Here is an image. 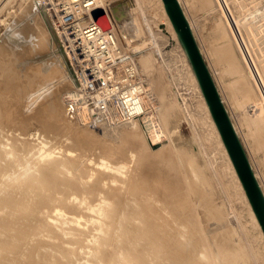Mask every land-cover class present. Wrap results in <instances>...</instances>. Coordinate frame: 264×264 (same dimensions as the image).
<instances>
[{"label": "rangeland", "instance_id": "374dc122", "mask_svg": "<svg viewBox=\"0 0 264 264\" xmlns=\"http://www.w3.org/2000/svg\"><path fill=\"white\" fill-rule=\"evenodd\" d=\"M20 1L21 0H0V26H2L3 23H5L7 21L8 13L11 12V10H13L15 13H19V14L23 13L24 5L26 6V4L28 3V0H25L24 2H22L23 0L21 1L22 4L24 3V5H22L20 3ZM183 1H184L183 2L184 6L187 7L186 10H187L188 14L190 15L191 20L194 21L192 23L194 24V27H195L194 28L195 29L194 30L195 34L197 36L198 42L200 43V46H202V48H204L203 49L204 56H205L207 62L210 61V62H208V65L210 66V69H211V71L213 73V76H214L215 80H217L216 83L218 82L217 84H218V86L220 88L221 95L225 96V97L223 96L224 100L227 99L225 101V103H226L227 106L229 105L228 108H229L230 113L232 114V116L234 118L233 121H234L235 124L237 123V125H238V127L240 129L241 136H242L246 146H248L247 143H249V145L251 146V148L248 146V149L250 151V155L252 157L253 163L256 164V165L260 164V167L261 166L264 167V163L262 162L263 161L262 160L263 159V154L260 155V154H258L256 152L257 151L256 147L263 146V148H264V141L261 139V132L262 131H263V137H264V125L258 126L257 127V133H255L256 132V127L255 128L251 127L249 125V123H245V122L242 121V118L240 116V111L242 110L243 106H242L241 102H237V99H241V97L238 96V94L240 92H238V93H236L235 95L232 96L231 93H230L231 91L229 89V86H227V85H229V82L233 83L235 81L236 77L229 76L228 73H226V72H224L225 76L221 74V70H222L221 67H223V65H221V64L223 62H220L219 58H216V56L218 57V55L215 52H213L214 51L213 49H214V47H216V44H217V46H222V47H225V45H226V43H224V41H222V42L225 45L224 44L222 45L221 42H220L221 40L218 41V39H214V38H218L217 37V32L219 30V25H217V23H218L219 20L216 21L218 16H219L218 9L215 6V4L211 5V4L206 3L203 0H183ZM229 2L231 3L233 10L235 12L240 13L241 14L240 17L242 19H244V20L246 19L245 21L250 23V25L252 27V31L254 32V34H253L254 40L252 41V43L254 45L253 51L255 52V56L257 57L260 65L262 66V69L264 71V16H263L264 15V10H262V9H264V7H263L264 6V0H229ZM205 4L206 5L208 4L207 5V10L205 9L206 7L203 6ZM132 5L134 6L135 11L143 10V11H146V13L147 12H151V13L155 14L154 17L151 20H149V21H147V20L145 21L144 19L138 20L137 23H136L137 24L136 25V30L137 31L135 30L134 33H131L130 35H128L125 38L126 41L127 40H132V42L130 44V47L133 48L134 50H136V52H137V58H138L139 65H140L141 70H142V75H143V77H144V79L146 81V87H147V89H146V102H147V105H146V111H145V113L142 116L131 118V119H128V121H127V120H122L123 117L121 115H119V113L117 112V110H116V108L114 106H110L107 110L106 109L105 110L104 109L103 110L102 109L93 110L92 108L88 107L85 104V101L83 99L84 97L82 95V91H81L80 85H79V87H77V86L76 87H71L70 83H73V81L69 80V82H68L66 79L63 78V77H65L64 75L61 76L62 77V78H60L61 81H60V79H58L59 82L57 81V79H53L54 80V82H53V80L51 81L48 78H45L44 81L42 82L43 84L47 85V84L53 82L54 85L55 84H59V87L60 86H62V87L59 88L57 91H54L55 92V93L53 92L54 94L52 93L53 94V96H52L53 98H49L50 97L49 96L46 99L42 98V100L38 99L37 101H33V103L29 104L30 106L27 105L29 107V110H28V107L24 106L25 104L23 105V103H19V105H17L18 104L17 101H19L21 99V97L19 98V94H20V96H22V94L24 93V89H25V87L23 85H20V83H18V82H20V79L25 77V76H29L30 79L31 78L35 79L34 78L35 76L32 75V74H31L32 76L30 74L27 75L26 74L27 73L26 70H24V69L22 70V68H19L18 70L20 72L17 70L18 72L15 71V72L11 73L9 78L4 81V83L5 82L6 83L8 82V83L7 84L5 83L6 85L4 84L5 88L4 87L1 88L2 89L1 93L3 95V102H5V106H7V104H8V106L4 107V104H3V108H4L3 112H7V111L9 112L10 110H12V111L15 110V112H13L14 116L13 115H9L10 117H8V112L3 116V117L7 116V117L4 118L5 122H4V120H1V121H3L5 123L6 127L0 121V128H1L0 130H2V132L0 131V137H1L0 138V142L4 143V144L0 143V147H2L1 148L2 150L3 149L6 150L5 148L9 149L12 146H15L13 144H16V143H13V142H16L18 140L20 141V140H22L21 137H25V136L28 139H30V144L31 143L32 144L35 143V144H34V146L31 144L32 148L30 147L28 151H22L23 155L20 154V152H18V151H17L18 153L15 152L16 153L15 156L17 155L16 158H19L20 160L16 159L15 156L12 157V151L8 152L9 154L6 153V155H5V157H7V158L9 157V160H10L9 161L10 162L9 165L10 164L11 165L10 166L8 165L7 169L4 168V170L5 169L6 170L5 171L2 170V173H0L1 174L0 175V180L3 179V178L5 179V181L9 179L8 182L6 181V183H5L4 180H2L1 183L2 184L5 183L6 186L3 187L2 189L0 187V189L2 190V191L0 190L2 192V193L0 192V208H1L0 210H2L0 212V223H1V221H3L1 223L3 228H2V226H0L1 227L0 228V231H1L0 235L2 234L1 236H7V235H4V234H8L9 233L10 229H8L9 228L8 226H10L9 223L12 221L11 219L13 218V217H11L12 215L10 216L9 214H6V217L4 216L5 213H6V209H7L8 212H10V210H12L11 209L12 207H13V209L15 207H17L16 208V212H18L17 210H19V211L21 210L19 208H21L20 206H22V205H20V204H22L23 202L20 203L19 199H14V198L12 199V197L11 198L9 197L12 194L13 195L15 194V196H16V194L18 192H20V190L14 189V187L17 185L16 180H19V181L21 179L24 180V178L26 179V177L32 176L31 173H33V176L29 177V179L31 181H33L31 178H34L35 176L37 178H39V177L42 178V179L35 178L36 180L34 181V183L35 182L36 183H40V182L42 183L43 181H45V179L47 180V178H51L52 179L51 182L55 181V184L54 183H50V181L48 180L49 183L52 184V185L49 186L50 189L48 188V190H47L48 192H46V193H51V194H54L55 196H61L62 199L64 198L65 200L71 201V202H75V201L78 202L79 200L80 201L85 200V201H82V202L79 201L80 205L82 203L81 208L80 207L78 208L76 205H71V207L69 206L70 208L74 207V208H72V210L70 208L66 207V209H69L71 212L65 209V211H67L68 214L69 213L72 214V213L76 212L75 213L76 214L75 215L76 216L75 217V222H73V223L72 222H66L67 221L66 220L67 219L66 215L63 216L61 219H58V220L52 218L54 220H53V222L52 221L50 222L51 226H53V224H54V226H55V224L57 225L56 222H59L60 224L62 222L63 225L62 224L61 225H62L63 228H59L60 231H62L63 229H65V230L68 229L67 233H66L67 236H66V234L64 235V238L68 239V243L66 245L65 244H63V245H64V247L67 246L69 248L66 247L67 250L65 251L64 250L65 248L63 247L62 244L59 243L58 240L55 241V240L51 239L54 242L55 245H58V244L60 245L58 247L57 246H53L54 244L52 242H51V244H45L46 247L43 246L44 243H40V242L38 243L37 242L38 243V244L36 243L37 244V246H36L37 249L38 250L40 249V251H42L41 249H43V251L46 252L47 249H44V248H48V251L46 253H47V255H50V256H47L46 254H43L44 252H40V251H38L35 248L36 251L33 250V252L35 254L40 252L41 254L38 253V256H36L32 252V256H34V260H35L36 263H34V260H33V263H31V264H41V263L42 264H44V263L45 264H49V263L50 264H54L55 262L53 260H55V261L58 260L55 264H57V263L58 264H86V263L87 264H103L102 260L97 259L95 257L96 256L95 252L99 253V251H97L95 248L93 249L92 246L95 247V245H91V244H95V240H97V238H99L100 236H102V235L103 236L110 235L111 232L115 236V238H117L116 240L119 242L121 240L120 238H122L123 235H124L123 231L126 230V229L125 230H123V229L125 227H127V226H130V224H132V223L141 224L142 221L144 222L148 218H151V220L153 222H155L157 219L159 220L161 218L160 214H163L162 212H165L164 215L168 214V216H169L172 211H175V209H177V205H176L177 202L174 203L175 200L173 201L170 198H166L167 199L166 200V199H164L165 197L164 198L162 197V200H165V201H163V202L157 201L158 200L157 198H159V200H161V196H162V194H160L162 192L159 191L160 188H161L160 186H162L161 191H162L163 188L164 189H168V188L169 189H171V188L175 189L174 187H178V189H181V191L183 189L184 190L183 192H185L187 190L184 194H185L186 200L188 199L189 203H187L188 201H186V203L188 204V205H186L187 206L186 209L188 211L185 210V212H186V214L187 213H189V214H188V218H187V215L184 212L183 216L180 214L181 216H178L176 219H178L179 217L180 218L182 217L181 218L182 221L184 219L186 221V222L184 221L185 223L183 222L182 224H186L187 223V224H189V226H187V227H191L192 226L190 229H193L192 231H186V233L188 232V233L191 234L192 238L190 237L189 234H188L189 237L188 236L185 237L186 236L185 233L184 234L183 233L180 234V232H182L183 230L182 231L180 230V232H179V236L180 237L182 235H184L183 237H185V238L181 237L182 239H185V240L187 239L188 240V238L189 239L191 238L190 241L188 240L189 241L188 246H186L188 248L182 247V249L184 248V250L187 249L186 252H184L182 250L183 253H187L188 250L189 251L195 250L194 251L195 254L193 256L190 255L191 257L189 256L190 259L189 258L186 259V261H187L186 263H188L189 260L190 261L191 260H195L197 264H199V263L202 264V262H203L202 260H204V261L207 260L206 262L210 261L209 264L210 263L211 264L212 263L215 264V262H216V264H221V263H223V264H264V242H263L264 239H263V236L261 235V233H260V231L258 229L259 227L257 226L254 218L252 217V213H251L250 207H248L249 203H248V201H247V199H246V197L244 195V192L242 190L241 185H239L240 183L238 182V180H237V178H236V176L234 174V171H233V168H232L231 163L229 161L228 155L226 154L225 150L223 149L222 142H220L218 136L216 135V131L214 129V126H213V124H211L212 122L209 121L210 117H209V114H207L208 112H207V109H206V105H205L204 99L202 100L200 95H199V89L197 87L195 79L193 78L190 65L188 64V62L186 60V56H185V54H184V52L182 50L180 42L177 39L175 31L173 30V27L170 24V21L168 20L167 13L162 10V7L160 5L159 0H134V4H132ZM208 6H210L211 8L208 7ZM212 6L214 8H212ZM17 8L18 9L21 8V9L18 10ZM210 9H212V10H210ZM210 11L211 12L213 11L214 13L211 14ZM260 11H262L263 13L260 12ZM93 13H94V11H93ZM147 14H148V16H150L149 13H147ZM215 17H217V18L215 19ZM214 24L218 28H216L214 26ZM211 30L213 32H215L216 35L214 33H212ZM261 30L263 32H261L259 34V31H261ZM2 39L3 38L0 37V40H2ZM211 51L213 52V54L211 53ZM210 53L212 54L211 56H210ZM217 59H218L219 63L217 62ZM67 63H68V60H67ZM211 64H212V67H211ZM68 68H70L71 71L73 72L71 61H70V66H69V63H68ZM46 79H47V81H46ZM62 79H64L65 81L64 80L62 81ZM220 79H221V81H220ZM14 82H15L16 86L13 85L14 87H12L11 84L14 83ZM63 82H64V84H63ZM17 86H19L20 89ZM70 87H71V89H70ZM222 87H223V90H225V89L227 90V91L225 90L226 92L224 91L225 94H223V92H222L223 91L221 89ZM225 87H227V88H225ZM72 88L74 90H76V91H74ZM76 88L79 89V90H77ZM15 89H17V90H15ZM5 90H7V91L5 92ZM22 90H23V92H22ZM25 91H26V89H25ZM11 92H12V95H11ZM27 94L28 93H26L25 95H27ZM227 94L229 95V97H228ZM16 95H17L18 98H16ZM6 96H8V98L11 97V96L12 97L15 96L14 97V101L15 102L13 101V99L11 97V98L8 99V103H7ZM58 97H60V98H58ZM230 98H231L232 101L230 100ZM4 99H6V100H4ZM58 99H59L60 104L63 105L64 107H61V106L57 105L58 103H56V102L58 101ZM235 99H236V104H235ZM10 100L13 101V102H11ZM242 100H243V97H242ZM62 101H63L64 104H62ZM227 101L229 102V104H228ZM164 102H165V104H164ZM14 104H16V105L13 108L12 106H14ZM20 104H21V106H20ZM38 105H40V107H42L43 110H42V108L38 109V107H37ZM166 105H167V107H166ZM16 106H17V109H16ZM31 106L34 107V109L37 107L35 109V111L37 110L36 113L38 111H40V110L42 111V112L40 111L41 115H39L40 114L39 112H38V114L35 113V115L38 116V118L40 117V119H36V116L34 115L35 111H34L33 108H31ZM21 108L23 109L22 111H21ZM31 109H33V110H31ZM18 110H20V111H18ZM24 110H25V112H24ZM27 110H28V112H27ZM12 111H10V112H12ZM110 111H112V113H113L112 116L109 114ZM16 112H19V114H20L19 117L17 116L18 113L16 114ZM31 112H33V113L31 114ZM43 112L45 114H43ZM94 112H96V113H94ZM25 113H28V114L30 113L29 114V118H31L32 120H29L27 118V119H24L22 121V119L25 118L23 115L28 117ZM106 113H108V114H106ZM144 115L145 116L147 115V116L145 117ZM11 116L13 118L14 117L17 118L18 121L16 120V118H14L16 120V124L14 123L15 121H14V119ZM20 116H23V117H20ZM30 116L34 117L35 120H33L34 118H32ZM43 116H45L46 118H44ZM47 116H49L51 118H49ZM148 116H149L150 119H148ZM168 116H169V118H168ZM208 117H209V119H208ZM43 119H46V120H43ZM147 119H148L149 122L147 121ZM6 120L8 122H6ZM51 120L52 121L54 120L53 123H55V125L53 123H51L53 125L50 124ZM24 121H26L28 123L25 122L26 123L25 124ZM42 121L44 122V124H43ZM150 121H152V123ZM153 122L155 124H153ZM242 122L244 124H242ZM13 123H14V125H16V127L13 126ZM17 123H18V125H17ZM21 123L23 125H25V127L27 129L26 128H22L21 127L22 126ZM47 124L50 127L53 126V128L55 130H53V128H50V127L46 126ZM57 124H58V126H57ZM61 124H62V126H61ZM142 124H145V125L142 127ZM19 125H20V127H18ZM119 125H122L124 127L122 128V126L120 127ZM9 126H11L12 130L7 128ZM58 127H60V128H58ZM125 127H127V129ZM152 127H153L154 130L152 129ZM5 128H7L8 131H10V132L4 133V130H5V132L7 130ZM143 128L145 130H143ZM24 129H26V130H24ZM140 129H142V130L140 131ZM150 129H152V131ZM21 130H22V132H21ZM126 130H128V131H126ZM253 130H255V132ZM23 131H27V132L25 133ZM162 131H164V133ZM11 132L13 134H11L10 137H9L8 135ZM130 132H131V134H130ZM158 132H159V135H157ZM17 133H18V136L20 135L19 137L17 136ZM151 133L155 134V136H153ZM13 135H15V136H13ZM129 135H131V136H129ZM245 135H246V137H245ZM150 136H152V137H150ZM4 137H5V139H4ZM93 137L95 138V141H94V144H92V146H91V143H92L91 142V138H93ZM123 137H124V139H123ZM126 137L128 138L129 141L127 140ZM130 137L132 138L131 140H130ZM139 137H141V138H139ZM102 138H103V140H102ZM79 139H80V141H79ZM5 140H6V142H5ZM106 140H107L108 143L109 142L111 144L115 143L116 147H119V143H120V148H119L117 154L120 152L119 155L123 154V157L125 156V158L123 159L122 156H121L122 157L121 158L120 156H118L116 154L117 155V156L115 155L116 157L113 156V158H114L113 161L114 162L117 161L116 164H119V162L120 163H124L123 167L125 169H122V168L120 169L122 174H124V175H126L127 173H128L127 175H129V173L131 174V171L129 169L132 170L133 166H135L136 164L138 165V163H136V162L138 161L139 158H141L139 156L143 155L144 157H146L148 159V161L150 159L153 160V163L151 162L152 163L151 165H153V166H151V169L154 168V170H152V172L154 171L153 173H155V174H153L151 172V169L148 168V170L150 169V171H148L149 172L148 176L150 177V180H151V177H152V180H154V179L162 176V177L158 178L157 180H154V181L151 180L152 182H154V185L152 184L153 189L150 186L149 187L143 186V187H145V188H143L141 184H140L141 186L137 184L138 180H136V178H137V175L139 173L133 171L134 170L133 169L132 172L133 173L135 172L136 178L135 179L134 178H130V182L128 180V182H129L128 185H129V189L130 190L127 189L128 191H126L125 193L121 192V195L125 194V196H126V194H127L126 198H128L129 202H128L127 199H125V200L122 199L123 202H121L122 200H120V199L122 197L121 198L119 197L120 198L119 201L122 203V205H123L124 201L127 202V203L125 202L124 205L125 204H128V205H125V206L123 205V207H121V205L119 206V204L117 205V203L116 204L112 203L113 206L110 204V209H109L110 215H107L109 213H106L105 215H103L98 210L100 208L99 205L101 204V202L103 203V201L106 198V197H104L105 194L107 195V192L102 190L103 188L105 189V186L104 187H99L98 186V188H100V189H98V188H96L97 186L94 187V185H91V183H92L91 181H93L95 179V177H94L95 175H92V174H90L88 172V170H89L88 166L89 165H97V163H95V162L97 160H101V157L103 155H108L109 157H111L110 156L111 154H107V153L102 151V145L104 144V142L106 143ZM142 140H143V142H142ZM8 141H9V143H8ZM256 141L258 142V144L255 146ZM10 142L13 143V144H11ZM87 142H88V144H87ZM97 144H98V146H97ZM122 144H125V145H122ZM138 144H141V147ZM129 145H131V146H129ZM132 145H133V147L134 146H138V149L135 147L137 150L135 148H133L134 150L133 149L128 150V148H130V147L132 148ZM167 145H169V147H166ZM37 148H40V149H37ZM139 148H140V150H139ZM163 148H164V151H163ZM168 148L172 150V154L173 155L172 154L171 155L173 157L171 155H168L171 152V150H169L170 152L168 153ZM42 150L44 152H42ZM126 150H127V152H126ZM137 151L140 152V153H138ZM141 151L144 152V153H142ZM102 153H105V154H102ZM19 154L21 156H19ZM99 154H101L102 156H100ZM146 154L147 155L150 154V155L147 156ZM31 155H33V159H32ZM69 155H71L72 158ZM46 156H49V157H46ZM58 156H59V158H58ZM64 156L66 158H64ZM136 156H137L138 159H135ZM158 156H159V158H157ZM39 157H40V159H39ZM76 157H77L78 160L76 159ZM93 157L96 158V159H94ZM119 157H120V159H119ZM163 157L164 158L173 159V160L175 159L174 162L176 163L175 164L176 167L172 168L173 169L172 170V169H170V166H168V171H167V163H168V161L166 162V160L163 159ZM170 157H172V158H170ZM26 158L28 159V161H26ZM46 158L48 160H51V161L53 159L56 160L55 161L56 163L61 164L60 167L65 165L64 167H62L63 169L62 168H58L61 171H59L58 169H56L58 171L55 170L56 174L58 175L57 177H56L55 171L54 172L52 171L54 174L50 170L48 171V169H49L48 165L46 166V167H48V169L47 168H38V167H40V165H39L40 163L39 162H41L42 160H45L46 163L50 162V161H47ZM56 158H58V159H56ZM79 158L81 159V161H79L80 160ZM14 159H16V160H14ZM35 159H37L38 161L35 160ZM126 159H128V161L130 159V161H129L130 163ZM58 160H60L61 163ZM3 161H5V160H3ZM11 161H14V162L11 163ZM15 161H17L18 164ZM18 161L20 162V164H19ZM64 161H66V163ZM72 161H73V163H72ZM74 161H75L76 164L74 163ZM78 161L80 163H78ZM156 161H158V162L156 163ZM160 162H162V163L164 162V165L166 163L165 167L161 166L162 164ZM70 163H72V164H70ZM22 164H24V165H22ZM130 164H132V166ZM156 164H159L160 169H157L156 166H158V165H156ZM70 165H72V166H70ZM82 165L84 167L86 166L87 170ZM126 165L128 166V168L126 167ZM13 166H15V168ZM79 166H81V168ZM23 167H25V168H23ZM82 167H83V169H82ZM77 168L80 171L82 170L81 172H83L85 170L83 172L84 175L81 174V172H78L79 170ZM39 169H41V170H39ZM260 169L264 170V168H260ZM8 170H9L10 173L9 172L7 173ZM128 170L130 172H128ZM39 171L41 173L44 172L43 173L44 175L42 174L43 177L40 176L41 174H40ZM47 171L51 172V173H48ZM169 171H173L171 175H169V173H170ZM3 172H6V174H4ZM85 172L87 174L89 173L90 175L89 174L86 175ZM158 172H160V173L163 172V173L161 175L159 173V175H160L159 176ZM166 172H168V174H166ZM34 173H35V175H34ZM63 173L64 174L66 173V174L64 175ZM150 173H152L153 176H155V177L153 178V176ZM2 174H3V177H2ZM36 174H40V175L37 176ZM73 174H75V176ZM175 174H176V176H175ZM66 175H68V176H66ZM44 176H46V177H44ZM53 176H55L56 178H54ZM60 176L62 178L64 177L62 181L59 180V178L62 179ZM71 176H72L73 179H71ZM13 177H14V179H13ZM15 177H17V178H15ZM19 177H20V179H19ZM67 177H70V178H67ZM175 177H177V179ZM262 177H263V181H262L263 183L262 184L264 185V175ZM43 178H44V180H43ZM76 178H78V179H76ZM87 178H89V179H87ZM53 179H55V180H53ZM68 179H70V181L72 180L71 182L75 181V183L73 182L71 184V182ZM10 180H12V181L10 182ZM37 180L38 181L41 180V181L38 182ZM77 180H79L80 182L77 181ZM19 181H18V184H20ZM68 181L70 183H68ZM86 181H88V182L86 183ZM164 181H165V183H166V181L168 183L164 184ZM203 181H205V182H203ZM77 182H79V186H81V187L78 188V183ZM169 182H170V184H169ZM11 183H13V185ZM14 183H16V184L14 185ZM63 183H64V186H63ZM56 184H58V185L56 186ZM67 184L69 186L70 185L71 186L69 187ZM75 184H76V186H75ZM89 184L91 185V187L93 186L94 189L93 188L91 189ZM123 184H124V181H121V183L119 182L118 185L122 186ZM133 184H134V186H133ZM155 184L157 186L159 185L158 186L159 190L156 189L157 186ZM54 185H55L56 188L58 187L57 191H56V188L53 187ZM72 185L75 186V187L73 188ZM165 185L167 186V188H166ZM60 186H62V187H60ZM154 186H155V189H154ZM51 187L55 191L52 192ZM59 187L61 189H59ZM68 187H69V189H67ZM200 187L203 188V189H200ZM70 188H71V191H70ZM149 188H150V190H149ZM72 189L79 190V192H80V189H81V192L83 191V193L81 194V192H80V194L78 195L76 192H74V190L72 191ZM88 189H89V194L90 195H88ZM144 189H145V192H144ZM49 190H51V191H49ZM66 190H67V192H65ZM94 190H96V191H94ZM120 190L123 191L124 190L123 187L122 188L120 187ZM146 190H147V192H146ZM152 190H153V195L151 197L152 193H148V192H151ZM155 190H158V191H156L157 193L155 192ZM201 190L206 191V194L204 192H202ZM68 191L70 192V194H69ZM138 191L140 192V194L136 195L135 193H137ZM21 192L19 194H21ZM94 192H96V194ZM142 192H144L146 194H143ZM201 192H202V194H201ZM65 193H67V194H65ZM91 193H92L93 197L91 196ZM103 193H105V194H103ZM155 194H156V196H154ZM158 194H160L161 196H159ZM200 194H201V196H200ZM129 195H130V197H129ZM142 195H144V196L142 197ZM157 195H158V197H157ZM186 195H188V196H186ZM5 196L8 198V200L7 199L4 200V198H6ZM72 196L73 197L75 196V197L73 198ZM88 196H90V198ZM99 196L100 197L103 196V197L100 198ZM145 196H147V197H145ZM80 197H81L82 200L80 199ZM98 197H99L100 201H99ZM75 198L78 199V200H76ZM91 198H92V201L94 202L93 205H92V201L90 200ZM102 198H104V199H102ZM130 198H133V199L131 200ZM203 198H204V200H203ZM6 200H7V202H6ZM14 200L17 201V206H15L16 202ZM106 200H110V202H114V203H115V201H117V200L113 201L110 198L106 199ZM133 200H134V202H133ZM144 200H148V201H146V203L149 202V201L152 202V203L151 202H149V203L152 204L153 210L151 209V207L150 208L146 207L147 210H148V213H147L146 208H143L144 206L139 207L140 205H143L145 203ZM11 201H13V203ZM136 201L139 202V205H136V204H138V202L136 203ZM141 201H143V202H141ZM84 202L87 205L83 204ZM153 202H155L156 204L153 203ZM158 202L163 203V206H164V204H165V206L167 204V203H164V202H168V204L170 203L169 204V209L166 211L165 209H163L162 204H160ZM8 204H10L12 206H10ZM151 204H150V206H151ZM158 204H160V206ZM168 204H167V207H168ZM83 205L86 206V207H83ZM91 205H92V207H91ZM97 206L99 208H97ZM111 206L112 207L116 206L117 208L116 207L115 208L118 211L121 210V212H122V213L119 212L117 215H115V216H122V217H120L117 220L118 222H116L115 218L112 217V216H114V213L117 212V211H116L115 208L111 209L112 208ZM156 206H158V207H156ZM170 207H171V209H170ZM54 208H58L56 210H59L60 207L55 206ZM77 208L79 209V211H78ZM118 208H120V209H118ZM133 208H135V209H133ZM141 208L146 210V212L144 210H141ZM154 208L155 209L159 208L160 210L162 208L163 211L161 210L162 212L160 213L159 209L157 211V210H154ZM22 210H25V211L23 212ZM22 210H21L20 213H23V214L27 211L26 208H24V207L22 208ZM170 210H172V211H170ZM210 210L215 211L217 214L214 213L213 211H210ZM14 211H15V209H14ZM111 211H113V212H111ZM142 211H143V213H142ZM149 211L150 212L152 211L153 212L152 214H154V215H155V211L158 214H156L154 216L151 213H149ZM208 211H210L211 216L208 213ZM217 211H219L220 213L217 212ZM166 212H167V214H166ZM205 212H206L207 215L204 214ZM211 212H213V213H211ZM1 213H3V214H1ZM52 213L55 214V211L54 212L52 211ZM97 213H98V215H97ZM131 213L133 214L134 217L131 215ZM119 214H122V215H119ZM146 214L147 215L150 214L152 216L149 215V217H148ZM173 214H176V213L174 212ZM192 214H193V216H192ZM214 214L216 215V217H215ZM1 215H2V218H1ZM129 215H131V217ZM141 215H144L145 217H143ZM20 216H21V214H20ZM190 216H192V217H190ZM213 216L215 218H217V219H214ZM156 217H158V218H156ZM183 217H184V219H183ZM5 218H7V219L9 218L8 219L9 223L7 222V220H5ZM76 218H79V219L76 220ZM110 218H112V220ZM21 219L23 220L24 218H21ZM213 219H214V222H213ZM55 220H56V222H55ZM78 220H80V221H78ZM113 220H115V221H113ZM215 220H217V223H216ZM112 221L115 224V226H114L115 228L112 227L113 228L112 231H108L107 230V232H106L105 229H106V226H107L108 222H112ZM126 221H127V223H126ZM128 221H129L130 224L128 223ZM174 222L177 223L176 221H174ZM74 224L78 228L80 227V233H81V236H79V240L77 238L75 241L72 239L73 230H74V226L73 225ZM6 225H8V226H6ZM66 225H68V226H66ZM84 225H86V226H84ZM109 225H110V223L108 224V227H109ZM122 225L124 226L123 228H122ZM176 225H178V224H176ZM176 225L175 224L174 225H169L170 227L169 226L168 227L170 229H174L175 228L173 231L176 233V231H175V230H177L176 229L177 228ZM103 226H105V227H103ZM178 227H180V226H178ZM5 228H7L8 230H6ZM197 228H199V229H197ZM1 229H4L3 230L4 232ZM36 230H37V232H39L40 228H36ZM69 230H71V232ZM75 230H76V228H75ZM91 231H92V233H90ZM98 233L99 234L101 233V234L99 235ZM225 233H226V235H225ZM35 235H36L37 238L40 237L39 239L41 240L40 233L39 234L36 233ZM140 235H141V239L142 240H140ZM140 235L137 234V236H136L137 239L133 240V238H131L132 240L130 239V241H137V242H135V244L137 245V243H138L137 247H139V245H140L141 247H139V248L140 249L142 248L141 249L142 251H144V250L146 252H150L151 251L150 254L158 252V250L155 251L153 246L150 245V243H149L150 241L149 240L151 238L148 239V238L144 237V235H142V234H140ZM227 237H229V239ZM37 238L35 240H37ZM143 238H145V239H143ZM146 239H147V241H146ZM69 240H72V241L70 242ZM80 240H82V241H80ZM85 241L86 242L88 241L87 244H86ZM138 241H140V242H138ZM55 242H57V243H55ZM147 243H149V244H147ZM112 244L113 243H111V246H110L109 249H111V247H112V249H116L118 247L117 245H115V247L113 248ZM49 245H50V247H48ZM77 245L78 246L80 245V246L78 247ZM194 245L196 246V248H198L197 250H199L197 253L198 254H202V255L196 254L197 250H196ZM129 246H130V244H129ZM191 246H192V248H191ZM53 247H54V249H53ZM56 247L58 249H56ZM76 247H78V248H76ZM193 247L195 249H193ZM190 248H191V250H190ZM215 248H216V250H215ZM60 249H62V252H61ZM69 249L70 250L72 249L71 250L72 252H70ZM17 250L22 251L23 248H19ZM59 250H60V253H59ZM50 251H52L54 253H51ZM182 251H180V252L182 253ZM200 251H202V252L199 253ZM73 252L75 254H71ZM77 252H79V254ZM85 252L87 254H89V255L85 254ZM16 254L12 258L13 260H16V261H14V263L15 264H22V261H23L22 257L18 256L19 253L17 255ZM82 254H84V255H82ZM209 254H210V257H209ZM58 255H61L60 257H63V258L60 259ZM207 257L210 258L209 261H208ZM39 258H41V259H39ZM64 258H66V259H64ZM205 258H206V260H205ZM147 259H148L147 257H143L142 261L145 260L144 261V262H146L145 264H148L147 263ZM39 260H41V261H39ZM48 260H50V261H48ZM60 260H62V261H60ZM68 261H70V262H68ZM144 262H143V264H144ZM153 262H154V260L152 261V263ZM191 262H194V261H191ZM191 262H190V264H192ZM206 262L204 264H207ZM114 263H116V262H114ZM194 264H195V262H194Z\"/></svg>", "mask_w": 264, "mask_h": 264}, {"label": "bare ground", "instance_id": "6f19581e", "mask_svg": "<svg viewBox=\"0 0 264 264\" xmlns=\"http://www.w3.org/2000/svg\"><path fill=\"white\" fill-rule=\"evenodd\" d=\"M22 1V0H21ZM20 1V3L22 4V2H24L25 0H23L22 2ZM103 1V3H101V5L102 6H104L105 7V11H106V17L107 16H109V18L111 19V22L116 26V28H118V33H119V36H120V38H121V40L123 41V43L126 45V46H130V44L129 43H126V40H125V38L128 36V35H130L131 33H134L135 32V30H136V23H137V21L138 20H140V19H144L145 21L147 20V21H149V20H151L153 17H154V15L155 14H153V13H151V12H147V13H149V15L150 16H148V14L146 13V11H143V10H140V11H135V8H134V6L132 5V4H134V0H102ZM181 1V3H182V5H183V7H184V10H185V12H186V14H187V16H188V18H189V20H190V23H191V25H192V28H193V30H195L194 28V24L192 23V22H194V21H192L191 20V18H190V15L188 14V12H187V10H186V8L187 7H185L184 6V1L183 0H180ZM203 1H205L206 3H208V4H211V5H213V4H215V6L217 7V9H218V14H219V16H218V18L217 17H215V19L217 18V20L216 21H218V23H217V25H219V30H218V32H217V37L218 38H214V39H218V41L219 40H221L220 42H221V44L223 45L224 43H226V45H225V47H222V46H217V44H216V47H214V51L213 52H215L217 55H218V57L216 56V58H219V60H220V62H223L221 65H223V67H221L222 68V70H221V74L222 75H224L225 76V73L224 72H226V73H228V75L229 76H232V77H236L235 78V81L232 83H230L229 82V85H227V86H229V89H230V93H231V95L233 96V95H235L236 93H238V92H240L239 94H238V96H240L241 97V99H237V102H241V104H242V110L240 111V116H241V118H242V121L243 122H245V123H249V125L251 126V127H256V132H255V130H253L255 133H257V127L258 126H262V125H264V71H263V69H262V66L260 65V63H259V61H258V59H257V57L255 56V52L253 51V47H254V45H253V43H252V41L254 40V38H253V34H254V32L252 31V27H251V25H250V23L249 22H246L244 19H242L241 17H240V13H238V12H235L234 10H233V8H232V5H231V3L229 2V0H203ZM27 2V1H26ZM159 2H160V5H161V7H162V10L164 11V12H166L167 13V15H168V20L170 21V24L172 25V27H173V30L175 31V34H176V36H177V39H178V41L180 42V44H181V47H182V50H183V52H184V54H185V56H186V60H187V62H188V64L190 65V68H191V71H192V75H193V78L195 79V81H196V84H197V87H198V89H199V95H200V97H201V99L203 100L204 99V102H205V105H206V109H207V114H209V117H210V119H209V117H208V119H209V121H211L212 123L211 124H213V126H214V129H215V131H216V135L218 136V138H219V140H220V142H222V145H223V149L225 150V152H226V154L228 155V158H229V161H230V163H231V166H232V168H233V171H234V174H235V176H236V178H237V180H238V182L240 183L239 185H241V187H242V190H243V192H244V195H245V197H246V199H247V201H248V203H249V206L248 207H250V210H251V213H252V217L254 218V220H255V222H256V224H257V226L259 227L258 229H259V231H260V233H261V235L263 236V239H264V230H263V228H262V225H261V223H260V221H259V219H258V217H257V215H256V212H255V210H254V208H253V206H252V204H251V201H250V199H249V197H248V194H247V192H246V189H245V187H244V184H243V182H242V180H241V178H240V175H239V173H238V171H237V169H236V167H235V165H234V162H233V160H232V158H231V156H230V153H229V151H228V148H227V146H226V144H225V142H224V140H223V138H222V135H221V133H220V130H219V128H218V125H217V123H216V121H215V119H214V117H213V115H212V112H211V110H210V107H209V104H208V102H207V99H206V97H205V95H204V92H203V90H202V87H201V84H200V82H199V80H198V77H197V75H196V72H195V70H194V68H193V65H192V63H191V60H190V58H189V56H188V52H187V50H186V48H185V46H184V44L182 43V40H181V38H180V36H179V34H178V32H177V30H176V28H175V26H174V23H173V21H172V19H171V17L169 16V14H168V12H167V10H166V7H165V3H164V0H159ZM255 3V2H254ZM143 4V3H142ZM207 4V5H208ZM258 4V3H257ZM22 5H24V3L22 4ZM146 5V4H145ZM149 5V4H148ZM207 5L205 4V5H203V6H205L206 8V10H207ZM21 6V5H20ZM202 6V7H203ZM208 7H210V6H208ZM264 7V6H263ZM211 8V7H210ZM212 8H214L213 6H212ZM258 8V7H257ZM18 9V8H17ZM19 9H21V8H19ZM18 9V10H19ZM104 9V8H103ZM209 9V8H208ZM15 10V9H14ZM210 10H212V9H210ZM214 10V9H213ZM262 10H264V9H262ZM17 11V10H16ZM205 11V10H204ZM217 11V10H216ZM211 12V11H210ZM260 12H262V11H260ZM212 13H214L213 11L211 12V14ZM263 13V12H262ZM14 14V15H13ZM216 14V13H215ZM94 15V14H93ZM263 15V14H262ZM214 16V15H213ZM216 16V15H215ZM264 16V15H263ZM95 18V17H94ZM108 18V17H107ZM156 18V17H155ZM212 19V18H211ZM248 21V20H247ZM212 23V22H211ZM214 23V22H213ZM216 24V23H215ZM215 24H214V26H215ZM213 26V27H214ZM1 28H0V37H2L3 39L2 40H0V121L1 120H4V118L5 117H7V116H5V117H3L7 112H3V104H4V107H7L8 106V99L9 98H11V97H9L8 98V96H6V98H7V106H5V102H3V95H2V93H1V91H2V89L1 88H3L4 87V84L6 83H4V81L6 80V79H8L9 78V76L11 75V73H13V72H15V71H17L19 68H22V70L24 69V70H26V74L28 75V74H32V75H34L35 77V79H30L29 78V76H25V77H23V78H21L20 79V82H18V83H20V85H23L24 87H25V89H26V91H25V89H24V93L22 94V96H20V94H19V98L21 97V99L19 100V101H17L18 102V104L17 105H19V103H23V105L24 106H27V105H29V104H31V103H33V101H37L38 99H41L42 100V98H44V99H46V98H48L49 96V98H53L52 96H53V94L55 93L54 91H57L59 88H61L62 86H60L59 87V84H53V82H54V80L53 79H57V81H58V79H60V78H62L61 76H65V77H63L64 79H66L68 82H69V80L70 81H73V83H70L71 84V87H79V85H80V87H81V91H82V86H81V83L77 80V78L75 77V75H74V73L71 71V67L70 68H68V63H69V66H70V59H69V55H68V53H67V51L66 50H64L61 46H60V42H59V39H58V35H57V33H56V31L54 30V28H53V26H52V24H51V21H50V19H49V17H48V15H47V13H46V10H45V8H44V4H43V1L42 0H28V3L26 4V6L24 5V9H23V13H21V14H19V13H15L13 10H11V12H9L8 13V16H7V21L5 22V23H3V25L2 26H0ZM138 27V26H137ZM216 28H218L217 26H215ZM214 30V29H213ZM137 31V30H136ZM212 31V30H211ZM195 32V31H194ZM261 32H263L262 30L261 31H259V34L261 33ZM212 33H214L215 34V32H213L212 31ZM213 34V35H214ZM196 35V34H195ZM216 35V34H215ZM197 37V36H196ZM214 37V36H213ZM216 37V36H215ZM222 41H224V43L222 42ZM214 42V41H213ZM217 42V41H216ZM200 44V43H199ZM220 44V45H221ZM201 47V49H202V51H203V49L204 48H202V46H200ZM211 47V46H210ZM209 47V48H210ZM209 52V51H208ZM213 52L211 51V53L213 54ZM203 53H204V51H203ZM210 53V56L212 55ZM215 55V54H214ZM207 57V56H206ZM214 57V56H213ZM208 58V57H207ZM215 58V59H216ZM214 59V58H213ZM67 60H68V63H67ZM209 60V59H208ZM137 62H138V65H139V61H138V58H137ZM208 62H210V61H208ZM217 62L219 63V61H218V59H217ZM217 64V63H216ZM139 67H140V65H139ZM210 67V66H209ZM211 67H212V64H211ZM21 70V71H22ZM19 71V70H18ZM17 71V72H18ZM140 71H141V74H142V70H141V67H140ZM219 71V70H218ZM20 72V71H19ZM215 72V71H214ZM220 73V72H219ZM20 74V73H19ZM213 74V73H212ZM216 74V73H215ZM218 74V73H217ZM31 75V76H32ZM220 75V74H219ZM221 75V76H222ZM143 76V75H142ZM216 76V75H215ZM218 76V75H217ZM220 76V77H221ZM16 77V76H15ZM219 77V78H220ZM12 78V77H11ZM45 78H48L49 80H53V82H51V83H49V84H47V85H45V84H43L42 82L44 81V79ZM64 79H62V81L64 80ZM217 79V78H216ZM231 79V78H230ZM16 81V80H15ZM46 81H47V79H46ZM60 81H61V79H60ZM65 81V80H64ZM217 81V80H216ZM220 81H221V79H220ZM11 82V81H10ZM59 82V81H58ZM8 83V82H7ZM6 83V84H7ZM218 83V82H217ZM222 83V82H221ZM5 84V85H6ZM63 84H64V82H63ZM62 84V85H63ZM66 84V83H65ZM224 84V83H223ZM12 85V87H14V86H16V84H15V82L14 83H12L11 84ZM14 85V86H13ZM68 85V84H67ZM218 85V84H217ZM221 85V84H220ZM226 85V84H225ZM224 85V86H225ZM22 86V87H23ZM222 86V85H221ZM220 86V87H221ZM223 86V87H224ZM18 88H19V86H17ZM71 87H70V89H71ZM219 87V86H218ZM223 87L221 88L222 90H223ZM5 88V87H4ZM67 88V87H66ZM225 88H227V87H225ZM7 89V88H6ZM20 89V88H19ZM73 89V88H72ZM77 89V88H76ZM13 90V89H12ZM11 90V91H12ZM15 90H17V89H15ZM14 90V91H15ZM74 90V89H73ZM77 90H79V89H77ZM219 90H220V88H219ZM226 90V89H225ZM225 90H223L222 92H223V94H225V92L227 91H225ZM7 90H5V92H6ZM67 91V90H66ZM74 91H76V90H74ZM73 91V92H74ZM225 91V92H224ZM229 91V90H228ZM10 92V91H9ZM13 92V91H12ZM12 92H11V95H12ZM22 92H23V90H22ZM21 92V93H22ZM54 92V93H53ZM64 92V91H63ZM221 92V91H220ZM15 93V92H14ZM13 93V94H14ZM17 93V92H16ZM26 93H28L27 95H25ZM53 93V94H52ZM59 93V92H58ZM8 94V93H7ZM6 94V95H7ZM17 94V95H18ZM57 94V93H56ZM17 95H16V98H18L17 97ZM63 95V94H62ZM228 95V94H227ZM10 96V95H9ZM58 96V95H57ZM224 96V95H223ZM222 96V98H223V100H224V97ZM14 97L15 96H13L12 97V99H13V101H14ZM63 97V96H62ZM61 97V98H62ZM83 97H84V95H83ZM228 97H229V95H228ZM242 97H243V100H242ZM58 98H60V97H58ZM63 99V98H62ZM84 99V101H85V104L88 106V107H90V108H92L93 110H97V109H95L96 108V106H95V104H94V102H92L91 100H90V97H84L83 98ZM4 100H6V99H4ZM18 100V99H17ZM227 100V99H226ZM226 100H224V102L226 101ZM230 100H231V98H230ZM11 101V100H10ZM13 101H11V102H13ZM66 101V100H65ZM232 101V100H231ZM10 102V103H11ZM15 102V101H14ZM40 102V101H39ZM228 102V101H227ZM36 103V102H35ZM56 103H58L57 105H59V106H61V107H64L63 105H61L60 104V102H59V99H58V101L56 102ZM231 103V102H230ZM37 104V103H36ZM39 104V103H38ZM62 104H64L63 103V101H62ZM66 104V103H65ZM164 104H165V102H164ZM226 104V103H225ZM228 104H229V102H228ZM235 104H236V99H235ZM13 105V104H12ZM11 105V106H12ZM15 105L16 104H14V106H12L13 108L15 107ZM22 105V106H23ZM42 105V104H41ZM204 105V106H205ZM20 106H21V104H20ZM19 106V107H20ZM23 106V107H24ZM30 106V105H29ZM33 106V105H32ZM31 106V108H33L34 109V107H32ZM44 106V105H43ZM105 107H104V110L106 109H108L110 106H114V102L113 101H106V104L104 105ZM227 106V105H226ZM229 106V105H228ZM228 106H227V108H228ZM22 107V108H23ZM28 107V106H27ZM38 107V109L40 108H42V107H40V105H38L37 106ZM36 107V108H37ZM166 107H167V105H166ZM12 108V109H13ZM21 108V111L23 110ZM35 108V109H36ZM45 108V107H44ZM16 109H17V106H16ZM19 109V108H18ZM26 109V108H25ZM33 109H31V110H33ZM35 109H34V111H35ZM28 110H29V107H28ZM28 110H27V112H28ZM42 110H43V108H42ZM46 110V109H45ZM64 110V109H63ZM5 111V110H4ZM10 111H12V110H10ZM8 112V117H10L9 115H13V112H15V110L14 111H12V112ZM17 111V110H16ZM18 111H20V110H18ZM37 111V110H36ZM36 111L34 112V115H35V113H36ZM41 111V110H40ZM40 111H38L39 113H40ZM228 111H229V113H230V110H229V108H228ZM24 112H25V110H24ZM38 112L36 113V114H38ZM42 112V111H41ZM165 112V111H164ZM167 112V111H166ZM232 112V111H231ZM18 113V117H19V112H16V114ZM21 113V112H20ZM33 112H31V114H32ZM64 113V112H63ZM15 114V113H14ZM28 117H26L25 115H23L25 118H23L22 119V121L24 120V119H29V120H32L31 118H29V114L28 113H25ZM43 114H45L44 112H43ZM48 114V113H47ZM106 114H108V113H106ZM109 114L112 116L113 115V113H112V111H110L109 112ZM165 114V113H164ZM169 114V113H168ZM33 115V116H34ZM39 115H41V113L39 114ZM65 115V114H64ZM167 115V114H166ZM14 116V115H13ZM16 116V115H15ZM23 116H20V117H23ZM36 116V115H35ZM46 116V115H45ZM45 116H43L44 118H46ZM145 116V115H144ZM147 116V115H146ZM145 116V117H146ZM230 116H231V118H232V120H234V118H233V116H232V114L230 113ZM3 117V118H2ZM12 117V116H11ZM30 117H32V116H30ZM47 117H49V116H47ZM53 117V116H52ZM106 117V116H105ZM207 117V116H206ZM2 118V119H1ZM13 118V117H12ZM14 118H16V117H14ZM13 118V119H14ZM32 118H34V117H32ZM49 118H51V117H49ZM168 118H169V116H168ZM10 119V118H9ZM19 119V118H18ZM36 119H40V117L38 118V116H36ZM42 119V118H41ZM146 119V118H145ZM148 119H150L149 118V116H148ZM148 119H147V121H148ZM166 119V118H165ZM11 120V119H10ZM16 120H17V118H16ZM16 120L14 119V123L16 124ZM33 120H35V118L33 119ZM43 120H46V119H43ZM56 120V119H55ZM122 120H127L128 121V119H124V118H122ZM18 121V120H17ZM21 121V122H22ZM48 121V120H47ZM54 121V120H53ZM53 121L51 120V122H50V124L51 123H53ZM146 121V122H147ZM208 121V120H207ZM2 122V124L5 126V120H4V122L3 121H1ZM6 122H8L7 120H6ZM20 122V121H19ZM26 121H24V123H25ZM30 122V121H29ZM43 122V121H42ZM132 122V121H131ZM149 122V121H148ZM151 123H152V121H150ZM234 122V121H233ZM242 122V124H244ZM14 123H13V126L14 127H16V125H14ZM26 123H28V122H26ZM25 123V124H26ZM32 123V122H31ZM61 123V122H60ZM158 123V122H157ZM208 123V122H207ZM8 124V123H7ZM10 124V123H9ZM12 124V123H11ZM22 124V123H21ZM20 124V125H21ZM43 124H44V122H43ZM54 125H55V123H53ZM53 124H51V125H53ZM124 124V123H123ZM148 124V123H147ZM153 124H155L154 122H153ZM17 125H18V123H17ZM20 125L18 126V127H20ZM28 125V124H27ZM65 125V124H64ZM137 125V124H136ZM145 124H142V127L144 126ZM149 125V124H148ZM206 125V124H205ZM234 125H235V127H236V129H237V131H238V133H239V135H240V138H241V140H242V143H243V145H244V147H245V150H246V153H247V155H248V158H249V161H250V163H251V166H252V168H253V172H254V174H255V176H256V178H257V180H258V182H259V185H260V187H261V189H262V192H263V194H264V185L262 184L263 182V175H264V170H262V169H260V168H264V167H260V164H258V165H256V164H254L253 163V160H252V157H251V155H250V151H249V149H248V146L251 148V146L249 145V143H247L248 144V146H246V144L244 143V140H243V138H242V136H241V133H240V129H239V127H238V125H237V123L235 124L234 123ZM237 125V126H236ZM24 126V127H23ZM46 126H48V127H50L48 124L46 125ZM57 126H58V124H57ZM61 126H62V124H61ZM120 127L122 126V125H119ZM152 126V125H151ZM158 126V125H157ZM156 126V127H157ZM6 127V126H5ZM10 127V128H9ZM9 127H7L8 129H10V130H12L11 129V126H9ZM13 127V128H14ZM17 127V128H18ZM22 128H26L25 127V125H23L22 124V126H21ZM66 127V126H65ZM124 126H122V128H123ZM155 127V128H156ZM7 128H5V129H7ZM21 128V129H22ZM50 128H53V126H51ZM49 128V129H50ZM58 128H60V127H58ZM57 128V129H58ZM126 129H127V127H125ZM145 128V127H144ZM143 128V130H145ZM150 128V127H149ZM159 128V127H158ZM1 129V128H0ZM8 129L6 130V132H5V130H4V133H7V132H10V131H8ZM27 129V128H26ZM26 129H24V130H26ZM152 129H153V127H152ZM152 129H150L151 131H152ZM213 129V130H214ZM53 130H55L54 128H53ZM142 129H140V131H141ZM154 130V129H153ZM158 130V129H157ZM1 132H2V130H0ZM126 131H128V130H126ZM21 132H22V130H21ZM23 132H27V131H23ZM38 132V131H37ZM122 132V131H121ZM160 132V131H159ZM159 132H158V134L157 135H159ZM163 133H164V131H162ZM40 133V132H39ZM150 133V132H149ZM157 133V132H156ZM3 134V133H2ZM11 134H13L12 132L8 135L9 137H10V135ZM130 134H131V132H130ZM147 134V133H146ZM152 134V133H151ZM162 134V133H161ZM4 135V134H3ZM6 135V134H5ZM39 135V134H38ZM74 135V134H73ZM128 135V134H127ZM153 136H155V134H152ZM13 136H15V135H13ZM17 136H18V133H17ZM20 136V135H19ZM18 136V137H19ZM62 136V135H61ZM124 136V135H123ZM129 136H131V135H129ZM141 136V135H140ZM142 137V136H141ZM141 137H139V138H141ZM144 137V136H143ZM149 137V136H148ZM150 137H152V136H150ZM245 137H246V135H245ZM1 138V137H0ZM77 138V137H76ZM80 138V137H79ZM94 138V137H93ZM93 138H91V146H92V144H94V141H95V138L93 139ZM127 138V137H126ZM147 138V137H146ZM4 139H5V137H4ZM19 139V138H18ZM21 139L22 140H18V141H16V142H13V143H16V144H13V143H11V144H13V145H15V146H12L11 148H9V149H7V148H5L6 150H2L1 148L2 147H0V173H2V170L3 171H5L6 169H7V166L9 165V157L7 158V157H5V155H6V153H8V152H11L12 151V157L13 156H15V152H20V154H22L23 152L22 151H28L29 150V148L31 147L32 148V145L34 146V144H30V139H28L26 136L25 137H21ZM32 139V138H31ZM123 139H124V137H123ZM132 138L130 137V140H131ZM150 139V138H149ZM261 139L264 141V137H263V131L261 132ZM83 140V139H82ZM102 140H103V138H102ZM127 140H128V138H127ZM147 140V139H146ZM52 141V140H51ZM79 141H80V139H79ZM89 141V140H88ZM129 141V140H128ZM127 141V142H128ZM5 142H6V140H5ZM32 142V141H31ZM41 142V141H40ZM83 142V141H82ZM142 142H143V140H142ZM248 142V141H247ZM1 144H4V143H2V142H0ZM8 143H9V141H8ZM49 143V142H48ZM60 143V142H59ZM118 143V142H117ZM140 143V142H139ZM71 144V143H70ZM87 144H88V142H87ZM142 144V143H141ZM141 144H138L140 147H141ZM146 144V143H145ZM258 144V142L256 141V144H255V146ZM76 145V144H75ZM86 145V144H85ZM118 145V144H117ZM122 145H125V144H122ZM121 145V146H122ZM127 145V144H126ZM4 146V145H3ZM11 146V145H10ZM46 146V145H45ZM87 146V145H86ZM97 146H98V144H97ZM129 146H131V145H129ZM7 147V146H6ZM37 147V146H36ZM77 147V146H76ZM75 147V148H76ZM124 147V146H123ZM122 147V148H123ZM137 148L138 149V146H134L133 147V145H132V148L130 147V148H128V150H130V149H133V148ZM162 147V146H161ZM166 147H169V145H167ZM253 147V146H252ZM4 148V147H3ZM119 148H120V143H119V147H116L115 146V143H108L107 142V140H106V143L104 142V144L102 145V151L103 152H105V153H107V154H111L110 156L111 157H109L108 155H101V154H99L100 156H102L101 157V160H97L95 163H97V165H89L88 167V172L90 173V174H92V175H95L94 177H95V179L93 180V181H91L90 183H91V185H94V187H96V188H98V186L99 187H104L105 186V189L103 188L102 190H104L105 192H107V195L105 194V193H103V194H105V196L104 197H106L105 198V200L103 201V203L101 202V204L99 205V207L97 206V208H99L98 210H99V212L100 213H102L103 215H105L106 213H109V214H107V215H110V212H109V209H110V204L112 205V203L113 204H116L117 203V205L119 204V206L121 205V207H123V205H124V203L126 202V201H124V203H123V205H122V203L121 202H123V200H125V199H127L128 200V198H126L127 197V194H126V196H125V194L122 196L121 195V192L123 193H125L126 191H128V190H130L129 189V182H130V178H136V175H135V172H138L139 174L137 175V178H136V180H138V185H142V187L143 186H147V187H151L152 189H153V186H152V184L154 185V182H152V181H154V180H157L158 178H160V177H162V176H160L163 172H158V175H159V173H160V177H158V178H156V179H154V180H152V177H151V180H150V177L148 176L149 175V172L148 171H150V169H151V166H153V165H151L152 163H153V160H149L148 161V159L146 158V157H144L143 155H141V156H139V157H141V158H137V156L135 157V159H138V161L136 162V163H138V165L135 167V166H133V171H135L134 173L132 172V170L131 169H129L130 171H131V174L129 173V175H127L126 173V175H124V174H122V172L120 171V169L122 168V169H125L123 166H124V163H120L119 161V164H116L117 163V161L116 162H114L113 160H114V158H113V156H115L116 154H117V152H118V150H119ZM121 148V149H122ZM126 148V147H125ZM135 148V149H136ZM150 148V147H149ZM36 149V148H35ZM37 149H40V148H37ZM70 149V148H69ZM72 149V148H71ZM84 149V148H83ZM120 149V150H121ZM136 149V150H137ZM159 149V148H158ZM31 150V149H30ZM82 150V149H81ZM86 150V149H85ZM125 150V149H124ZM134 150V149H133ZM139 150H140V148H139ZM138 150V151H139ZM160 150V149H159ZM167 150V149H166ZM169 150H171V149H169L168 148V153L170 152ZM256 152L258 153V154H263V163H264V148H263V146H259V147H256ZM77 151V150H76ZM137 151V152H138ZM152 151V150H151ZM162 151V150H161ZM163 151H164V148H163ZM17 152V153H18ZM37 152V151H36ZM42 152H44L43 150H42ZM49 152V151H48ZM52 152V151H51ZM122 152V151H121ZM126 152H127V150H126ZM136 152V153H137ZM142 152V151H141ZM160 152V151H159ZM27 153V152H26ZM58 153V152H57ZM71 153V152H70ZM105 153H102V154H105ZM120 153V152H119ZM119 153L117 154L118 156H122L123 157V154L122 155H119ZM123 153V152H122ZM138 153H140V152H138ZM142 153H144V152H142ZM158 153V152H157ZM9 154V153H8ZM19 154V156H21ZM31 154V153H30ZM36 154V153H35ZM53 154V153H52ZM51 154V155H52ZM74 154V153H73ZM151 154V153H150ZM149 154V155H150ZM161 154V153H160ZM172 154V150H171V152L168 154V155H171ZM23 155V154H22ZM34 155V154H33ZM33 155H31L32 156V159H33ZM48 155V154H47ZM81 155V154H80ZM86 155V154H85ZM116 155V156H117ZM147 155V154H146ZM149 155H147V156H149ZM173 155V154H172ZM171 155V156H172ZM17 156V155H16ZM16 156H15V158H16ZM57 156V155H56ZM70 157H71V155H69ZM96 156V155H95ZM115 156V157H116ZM143 156V157H142ZM27 157V156H26ZM43 157V156H42ZM45 157V156H44ZM46 157H49V156H46ZM61 157V156H60ZM75 157V156H74ZM73 157V158H74ZM120 157H119V159H120ZM121 157V158H122ZM152 157V156H151ZM150 157V158H151ZM167 157V156H166ZM173 157V156H172ZM172 157H170V158H172ZM25 158V157H24ZM28 158V157H27ZM26 158V161H28V159ZM53 158V157H52ZM58 158H59V156H58ZM58 158H56V159H58ZM64 158H66L65 156H64ZM72 158V157H71ZM94 158V157H93ZM98 158V157H97ZM100 158V157H99ZM125 158V156L123 157V159ZM131 158V157H130ZM149 158V157H148ZM154 158V157H153ZM157 158H159V156L157 157ZM16 159H19V158H16ZM16 159H14V160H16ZM38 159V158H37ZM37 159H35V160H37ZM39 159H40V157H39ZM50 159V158H49ZM76 159H77V157H76ZM80 159V158H79ZM94 159H96V158H94ZM116 159V158H115ZM134 159V158H133ZM156 159V158H155ZM163 159H165L166 160V162L168 161V163H167V171H168V166H170V169H172V168H175L176 167V163L174 162V160L173 159H169V158H164L163 157ZM3 160H5V161H3ZM20 160V159H19ZM46 160L47 161H50V162H45V160H42L41 162H39L40 164V167H38V168H47L48 169V167H46L47 165L49 166V169H48V171L50 170L51 172L53 171H55L56 169H58V168H62V167H64V166H62V167H60V165L61 164H59V163H56L55 161L56 160H48L47 158H46ZM62 160V159H61ZM78 160V159H77ZM117 160V159H116ZM127 161H128V159H126ZM23 161V160H22ZM33 161V160H32ZM38 161V160H37ZM36 161V162H37ZM59 162H60V160H58ZM57 161V162H58ZM68 161V160H67ZM71 161V160H70ZM79 161H81V159L79 160ZM78 161V163H80ZM83 161V160H82ZM94 161V160H93ZM129 161H130V159H129ZM128 161V162H129ZM155 161V160H154ZM12 162H14V161H11V163ZM16 163H17V161H15ZM19 162V161H18ZM25 162V161H24ZM63 162V161H62ZM65 163H66V161H64ZM69 162V161H68ZM77 162V161H76ZM152 162V163H151ZM158 161H156V163H157ZM26 163V162H25ZM34 163V162H33ZM61 163V162H60ZM72 163H73V161H72ZM72 163H70V164H72ZM74 163H75V161H74ZM84 163V162H83ZM130 163V162H129ZM128 163V164H129ZM162 165L161 166H164L165 167V165H166V163H165V165H164V162L162 163V162H160ZM194 163V162H193ZM14 164V163H13ZM12 164V165H13ZM18 164V163H17ZM19 164H20V162H19ZM63 164V163H62ZM76 164V163H75ZM85 164V163H84ZM83 164V165H84ZM127 164V165H128ZM11 165V164H10ZM9 165V166H10ZM22 165H24V164H22ZM82 165V166H83ZM126 165V167L128 168V166ZM131 166H132V164H130ZM156 165H158V166H156ZM155 166L157 167V169H160V167H159V164H156ZM18 166V165H17ZM67 166V165H66ZM70 166H72V165H70ZM69 166V167H70ZM193 166V165H192ZM14 168H15V166H13ZM68 167V166H67ZM78 167V166H77ZM80 168H81V166H79ZM84 167V166H83ZM83 167H82V169H83ZM135 167V168H134ZM159 167V168H158ZM4 168H6L5 170H4ZM9 168V167H8ZM12 168V167H11ZM20 168V167H19ZM23 168H25V167H23ZM31 168V167H30ZM86 170H87V167L85 166L84 167ZM131 168V167H130ZM148 168H150L149 170H148ZM192 168V167H191ZM28 169V168H27ZM63 169V168H62ZM76 169V168H75ZM78 169V168H77ZM156 169V168H155ZM37 170V169H36ZM39 170H41V169H39ZM59 170V169H58ZM58 170H56V171H58ZM79 170V169H78ZM127 170V169H126ZM128 170V172H130ZM152 170H154V168H152L151 169V172H152ZM173 170V169H172ZM34 171V170H33ZM43 171V170H42ZM47 171V172H48ZM56 171H55V174H56ZM59 171H61V170H59ZM77 171V170H76ZM82 171V170H81ZM80 170L78 171V172H81ZM85 171V170H84ZM83 171V172H84ZM157 171V170H156ZM155 171V172H156ZM159 171V170H158ZM161 171V170H160ZM163 171V170H162ZM175 171V170H174ZM9 172V170L7 171V173ZM40 172V171H39ZM51 172H48V173H51ZM52 172V173H53ZM63 172V171H62ZM67 172V171H66ZM83 172H81V174H83ZM87 172V171H86ZM85 172V174L86 175H88L87 173ZM126 172V171H125ZM154 172V171H153ZM152 172V173H153ZM170 173H169V175H171L172 174V172L173 171H169ZM196 172V171H195ZM4 174H6V172H3ZM10 173V172H9ZM28 173V172H27ZM44 173V172H43ZM43 173H41L40 172V174H36L37 176L38 175H40L41 177H43L42 176V174ZM150 173L152 176H153V174H155V173ZM32 174V176H33V173H31ZM30 174V175H31ZM47 174V173H46ZM54 174V173H53ZM64 174V173H63ZM66 174V173H65ZM64 174V175H65ZM89 174V175H90ZM166 174H168V172H166ZM1 175V174H0ZM14 175V174H13ZM27 175V174H26ZM25 175V176H26ZM34 175H35V173H34ZM44 175V174H43ZM51 175V174H50ZM74 176H75V174H73ZM84 175V174H83ZM165 175V174H164ZM12 176V175H11ZM18 176V175H17ZM29 176V175H28ZM32 176H29V177H32ZM52 176V175H51ZM58 175L56 174V177H57ZM62 176V175H61ZM60 176V177H61ZM66 176H68V175H66ZM73 176V177H74ZM77 176V175H76ZM79 176V175H78ZM167 176V175H166ZM175 176H176V174H175ZM179 176V175H178ZM2 177H3V174H2ZM29 177H26V179L24 178V180H16V182H17V185L14 187V189H16V190H20V192H21V194H19L20 192H18L17 194H16V196H15V194L13 195H10L9 197L11 198L12 197V199L14 198V199H19V202L21 203V202H23L22 204H20V205H22V206H20L21 208H19V209H21L22 210V208L24 207V208H26V212L23 214V213H20L21 212V210L19 211V210H17L20 214H21V216H20V214L18 213V212H16V208L17 207H15L14 209H15V211H14V209H13V207L11 208L12 210H10V212H8L7 211V209H6V213H5V217H6V214H9L11 217H13L10 221L12 222H10L9 223V221H8V219L7 218H5V220H7V222L9 223V225L10 226H8V225H6V226H8L9 228L8 229H10L9 230V235L8 234H4V235H7V236H1L0 235V264H15L14 263V261H16V260H13L12 258L14 257V255L17 253H19L18 254V256H20V257H22V259H23V261H22V264H31V263H33V260H34V256H32V252H33V250H35L36 251V249H37V244L40 242V243H44V245L43 246H45V244H51V242L54 244V242L52 241V240H55V241H59V243L60 244H67L68 243V239L67 238H64V235L67 233V230H65V229H61L62 231H60L59 230V228H63L62 227V225H63V223L61 222V224L59 223V222H56V220H55V222L57 223V225L55 224V226H54V224H53V226H51V224H50V222L52 221L53 222V220L54 219H61L63 216H65L66 215V217H67V221L66 222H75V213L76 212H74V213H72V214H68V212L67 211H65V209H66V207H68V208H70L71 207V205H76L78 208L80 207L81 208V205H82V203H81V205H80V203H79V201L78 202H71V201H67V200H65L64 198L62 199L61 198V196H55L54 194H51V193H46V192H48L47 190H48V188H49V186H51L52 184H50V183H54L55 184V181L54 182H51L52 181V179L51 178H47V180L45 179V181H43L42 183L40 182V181H38V182H40V183H34V181L36 180L35 178H37L36 176L34 177V178H31L33 181H31L30 179H29ZM44 177H46V176H44ZM48 177V176H47ZM50 177V176H49ZM54 178H56L55 176H53ZM82 177V176H81ZM87 177V176H86ZM155 176H153V178H154ZM157 177V176H156ZM194 177V176H193ZM197 177V176H196ZM8 178V177H7ZM15 178H17V177H15ZM40 178V177H39ZM39 178H37V179H39ZM59 178V177H58ZM62 178V177H61ZM64 178V177H63ZM63 178L62 179H60L59 178V180H63ZM67 178H70V177H67ZM84 178V177H83ZM176 179H177V177H175ZM174 178V179H175ZM180 178V177H179ZM13 179H14V177H13ZM19 179H20V177H19ZM40 179H42V178H40ZM71 179H73L72 178V176H71ZM76 179H78V178H76ZM87 179H89V178H87ZM86 179V180H87ZM93 179V178H92ZM2 180H4L5 181V179L3 178V179H1L0 180V183H1V181ZM9 180V179H8ZM8 180H6L7 182H8ZM43 180H44V178H43ZM50 181V183H49V181ZM53 180H55V179H53ZM65 180V179H64ZM69 181H70V179H68ZM80 180V179H79ZM79 180H77V181H79ZM84 180V179H83ZM128 180H129V182H128ZM200 180V179H199ZM6 181H5V183H6ZM12 180H10V182H11ZM18 181H19V183L20 184H18ZM22 181V182H21ZM68 181V183H70ZM82 181V180H81ZM121 181H124V184L122 185V186H120V185H118L119 184V182L121 183ZM74 183H75V181H73ZM73 182H71V184L73 183ZM80 182V181H79ZM79 182H77L78 183V188L79 187H81V186H79ZM84 182V181H83ZM88 181H86V183H87ZM134 182V181H133ZM156 182V181H155ZM179 182V181H178ZM203 182H205V181H203ZM5 183L4 184H0V187H1V189L3 188V187H5L6 185H5ZM62 183V182H61ZM94 183V184H93ZM118 183V184H117ZM123 183V182H122ZM166 183H168L167 181H166ZM165 183V181H164V184H166ZM197 183V182H196ZM10 184V183H9ZM12 185H13V183H11ZM16 183H14V185H15ZM39 184V185H38ZM59 184V183H58ZM58 184H56V186L58 185ZM66 184V183H65ZM84 184V183H83ZM159 184V183H158ZM163 184V185H164ZM169 184H170V182H169ZM4 185V186H3ZM62 185V184H61ZM68 185V184H67ZM74 185V184H73ZM72 185V187L74 188L75 186H76V184H75V186H73ZM90 185V184H89ZM91 185H90V188L92 189L93 188V186L91 187ZM137 185V186H138ZM140 185V186H141ZM156 185V184H155ZM180 185V184H179ZM10 186V185H9ZM8 186V187H9ZM63 186H64V183H63ZM69 186V185H68ZM71 186V185H70ZM69 186V187H70ZM88 186V185H87ZM133 186H134V184H133ZM157 186V185H156ZM159 186V185H158ZM158 186H157V188L156 189H158ZM166 186V185H165ZM191 186V185H190ZM198 186V185H197ZM54 188H56L55 187V185L53 186ZM60 187H62V186H60ZM59 187V189H61ZM67 187V186H66ZM65 187V188H66ZM69 187L67 188V189H69ZM120 187L122 188L123 187V191L122 190H120ZM145 187H143V188H145ZM161 188H162V186H160ZM173 187V186H172ZM194 187V186H193ZM196 187V186H195ZM202 187V186H201ZM200 187V189H203V188H201ZM58 188V187H57ZM57 188H56V191H57ZM89 188V187H88ZM95 188V189H96ZM161 188H160V192H162V193H160V194H162V196L160 195V194H158L159 196H161V200H162V197L164 198V199H166V198H170V199H172L173 201H174V203L175 202H177V209H175V211H172V210H170V211H172L173 213L175 212L176 214H173L172 212L170 213V215L168 216V214H167V212H166V214L167 215H164L165 214V212H162L163 210H162V208H161V210L159 209V208H157V209H155L156 207H158V206H156L155 208H154V210H157L158 211V209H159V211H160V213L162 212L163 214H160V219L158 220H156L155 222H153L152 220H151V218H146L147 220H145L144 222L142 221L141 222V224H137V223H132V224H130L129 223V221H128V223L130 224V226H127V227H125L123 230H125V231H123V233H124V235H123V237L122 238H120L121 240L118 242L116 239L117 238H115V236L112 234V232L110 233V235H107V236H100L99 238H97V240H95V244H91V245H95V247L94 246H92L93 247V249L95 248L97 251H99V253H97V252H95V254H96V258L97 259H100V260H102V263L103 264H143V262L146 260L145 258V260L144 261H142V258L143 257H147L148 259H147V263L148 264H190V262L191 261H194L195 262V264H197L196 263V261L195 260H189V262L188 263H186L187 261H186V259H188L189 258V256L190 255H194L195 254V250H193V251H189L188 250V252L187 253H183V251L184 252H186L187 251V249H185L184 250V248L186 247V246H188V244H189V241H190V239L192 238V236H191V234L190 233H186V231H192L193 229H190L191 227H187V226H189V224H182L184 221H185V219H184V217H183V221H182V217L180 218H178V219H176L178 216H183V213L185 212V210H187L186 208H187V206L186 205H188L187 203H189V201H188V199L186 200V198H185V192L187 191H185V192H183L184 190L182 189V191H181V189H178V187H174L175 189H162V191H161ZM166 188H167V186H166ZM0 189V190H1ZM50 189V188H49ZM51 189H52V187H51ZM64 189V188H63ZM62 189V190H63ZM77 189V188H76ZM94 189V188H93ZM98 189H100V188H98ZM128 189V190H127ZM154 189H155V186H154ZM199 189V190H200ZM10 190V189H9ZM13 190V189H12ZM15 190V191H16ZM65 190V189H64ZM63 190V191H64ZM74 189H72V191H73ZM140 190V189H139ZM143 190V189H142ZM149 190H150V188H149ZM148 190V191H149ZM158 190H155V192L156 191H158ZM2 191V190H1ZM0 191V192H1ZM5 191V190H4ZM49 191H51V190H49ZM53 191H55V190H53L52 189V192ZM70 191H71V188H70ZM86 191V190H85ZM94 191H96V190H94ZM202 192H204L205 194H206V191H204V190H201ZM65 192H67V190L65 191ZM69 192V191H68ZM74 192H76L78 195L80 194V192H81V189H80V192H79V190H74ZM79 192V193H78ZM92 192V191H91ZM102 192V191H101ZM139 192V191H138ZM135 193L136 195L137 194H140V192L139 193ZM144 192H145V189H144ZM144 192H142L143 194H146V193H144ZM146 192H147V190H146ZM202 192H201V194H202ZM2 193V192H1ZM56 193V192H55ZM72 193V192H71ZM83 193V191L81 192V194ZM85 193V192H84ZM95 194H96V192H94ZM98 193V192H97ZM148 193H152L151 194V197H152V195H153V190L151 191V192H148ZM157 193V192H156ZM199 193V192H198ZM203 193V194H204ZM19 194V195H18ZM65 194H67V193H65ZM69 194H70V192H69ZM201 194H200V196H201ZM204 194V195H205ZM61 195V194H60ZM72 195V194H71ZM70 195V196H71ZM88 195H90L89 194V189H88ZM94 195V194H93ZM100 195V194H99ZM148 195V194H147ZM158 195H157V197H158ZM209 195V194H208ZM207 195V196H208ZM77 196V195H76ZM81 196V195H80ZM83 196V195H82ZM87 196V195H86ZM91 196H92V193H91ZM95 196V195H94ZM144 195H142V197H143ZM154 196H156V194L154 195ZM186 196H188V195H186ZM211 196V195H210ZM4 197V196H3ZM6 197V196H5ZM19 197V198H18ZM73 197V196H72ZM75 197V196H74ZM73 197V198H74ZM85 197V196H84ZM83 197V198H84ZM89 198H90V196H88ZM93 197V196H92ZM100 197V196H99ZM99 197H98V199H99ZM101 197H103V196H101ZM100 197V198H101ZM121 199H120V198ZM129 197H130V195H129ZM145 197H147V196H145ZM203 197V196H202ZM111 199V200H117V201H115V203L114 202H110V200H106V199ZM141 198V197H140ZM139 198V199H140ZM150 198V197H149ZM154 198V197H153ZM156 198V197H155ZM205 198V197H204ZM204 198H203V200H204ZM2 199V198H1ZM5 199H7L8 200V198L6 197V198H4V200ZM69 199V198H68ZM76 199V198H75ZM80 199H81V197H80ZM85 199V198H84ZM102 199H104V198H102ZM119 199L120 200H122L121 202L119 201ZM131 200L133 199V198H130ZM142 199V198H141ZM145 199V198H144ZM158 200L157 201H160V202H163V201H165V200H159V198H157ZM207 199V198H206ZM3 200V199H2ZM3 200V201H4ZM7 200H6V202H7ZM76 200H78V199H76ZM82 200V199H81ZM87 200V199H86ZM91 201H92V198L90 199ZM89 200V201H90ZM130 200V201H131ZM143 200V199H142ZM167 200V199H166ZM171 200V201H172ZM15 201V200H14ZM82 201H85V200H82ZM82 201H80V202H82ZM99 201H100V199H99ZM102 201V200H101ZM119 201V202H118ZM145 201V203H146V201H148V200H144ZM186 201H188L187 203H186ZM12 203H13V201H11ZM16 202V205L15 206H17V201H15ZM128 202H129V200H128ZM132 202V201H131ZM133 202H134V200H133ZM138 201H136V203H137ZM141 202H143V201H141ZM149 202H151V201H149ZM149 202H147L146 204L144 203H142L143 205H140L139 207H141V206H144L143 208H150L151 207V209L153 210V207H152V202L151 203H149ZM160 202H158V203H160ZM169 202V201H168ZM168 202H164V203H167L168 204ZM210 202V201H209ZM88 203V202H87ZM93 201H92V205H93ZM100 203V202H99ZM121 203V204H120ZM127 203V202H126ZM153 203H155V202H153ZM173 203V202H172ZM83 204H85V202L83 203ZM141 204V203H140ZM150 204H151V206H150ZM156 204V203H155ZM160 204H162V207H163V209H165L166 211L169 209V204H168V207H167V204H166V206H165V204H164V206H163V203H160ZM160 204H158L159 206H160ZM5 205V204H4ZM8 205H10V204H8ZM19 205V204H18ZM85 205H87V204H85ZM92 205H91V207H92ZM125 205H128V204H125ZM124 205V206H125ZM134 205V204H133ZM136 205H139V202H138V204H136ZM173 205V204H172ZM175 205V206H176ZM10 206H12V205H10ZM55 206H57V207H60L59 208V210H56V209H58V208H54ZM70 206V207H69ZM113 206V205H112ZM111 206V207H112ZM118 206V207H119ZM174 206V205H173ZM83 207H86V206H84L83 205ZM88 207V206H87ZM116 207V206H115ZM115 207H112L111 209H113V208H115ZM210 207V206H209ZM8 208V207H7ZM64 208V209H63ZM72 208H74V207H72ZM72 208H70L71 210H72ZM77 208V209H78ZM117 208V207H116ZM115 208V209H116ZM128 208V207H127ZM143 208H141V210H144ZM147 208H146V210H147ZM189 208V207H188ZM208 208V207H207ZM214 208V207H213ZM1 209V208H0ZM55 209V210H54ZM84 209V208H83ZM89 209V208H88ZM91 209V208H90ZM94 209V208H93ZM118 209H120V208H118ZM124 209V208H123ZM122 209V210H123ZM133 209H135V208H133ZM170 209H171V207H170ZM206 209V208H205ZM210 209V208H209ZM212 209V208H211ZM9 210V209H8ZM66 210H68V211H70L69 209H66ZM137 210V209H136ZM146 210H144L145 212H146ZM164 210V211H165ZM2 210H0V212H1ZM12 211V212H11ZM23 212L25 211V210H22ZM52 211L54 212L55 211V214H53L52 213ZM78 211H79V209H78ZM87 211V210H86ZM85 211V212H86ZM116 211L117 212H115L114 213V216H112V217H114L115 218V220H116V222H118L117 220L120 218V217H122V216H115V215H117L119 212L120 213H122L121 212V210L120 211H118L117 209H116ZM128 211V210H127ZM126 211V212H127ZM133 211V210H132ZM138 211V210H137ZM188 211V210H187ZM210 211H213V210H210ZM210 211H208V213L210 214ZM220 211V210H219ZM219 211H217V212H219ZM71 212V211H70ZM91 212V211H90ZM98 212V211H97ZM98 212V213H99ZM111 212H113V211H111ZM139 212V211H138ZM214 213H216L215 211H213ZM213 212H211V213H213ZM4 213V212H3ZM3 213H1V214H3ZM98 213H97V215H98ZM129 213V212H128ZM137 213V212H136ZM141 213V212H140ZM142 213H143V211H142ZM147 213H148V210H147ZM149 213H153L152 211L150 212L149 211ZM220 213V212H219ZM101 214V215H102ZM113 214V213H112ZM111 214V215H112ZM145 214V213H144ZM156 214H158L156 211H155V215ZM181 214V215H180ZM185 214H186V212H185ZM188 214L189 213H187L186 215H187V218H188ZM204 214H206V212L204 213ZM217 214V213H216ZM79 215V214H78ZM119 215H122V214H119ZM124 215V214H123ZM126 215V214H125ZM128 215V214H127ZM131 215L133 216V214L131 213ZM131 215H129L130 217H131ZM147 215V214H146ZM150 215V214H149ZM149 215H147L148 217H149ZM152 215H154V214H152ZM152 215H150V216H152ZM154 215V216H155ZM207 215V214H206ZM215 215V214H214ZM3 216V217H4ZM9 216V217H10ZM139 216V215H138ZM141 216H143V217H145L144 215H141ZM146 216V217H147ZM159 216V215H158ZM167 216V217H166ZM192 216H193V214H192ZM192 216H190V217H192ZM210 216H211V214H210ZM209 216V217H210ZM218 216V215H217ZM8 217V216H7ZM96 217V216H95ZM106 217V216H105ZM108 217V216H107ZM128 217V216H127ZM126 217V218H127ZM134 217V216H133ZM214 217V216H213ZM215 217H216V215H215ZM214 217V219H217V218H215ZM1 218H2V215H1ZM18 218V219H17ZM20 218V219H19ZM21 218H24L23 220L21 219ZM52 218H54V219H52ZM101 218V217H100ZM154 218V217H153ZM156 218H158V217H156ZM186 218V217H185ZM212 218V217H211ZM77 219H79V218H76V220ZM111 220H112V218H110ZM141 219V218H140ZM139 219V220H140ZM144 219V218H143ZM162 219V220H161ZM180 219V220H179ZM214 219H213V222H214ZM90 220V219H89ZM110 220V221H111ZM115 220H113V221H115ZM131 220V219H130ZM137 220V219H136ZM152 222H151V221ZM154 220V219H153ZM187 220V219H186ZM193 220V219H192ZM253 220V219H252ZM22 221V222H21ZM78 221H80V220H78ZM108 222V224L110 223V225H109V227H108V224H107V226H106V229H105V231L107 232V230L108 231H112L113 230V228L112 227H114L115 226V224H114V222ZM123 221V220H122ZM174 221H176L177 223H175ZM190 221V220H189ZM216 221V223H217V220H215ZM3 221H1V223H2ZM65 222V223H66ZM95 222V221H94ZM186 222V221H185ZM184 222V223H185ZM193 222V221H192ZM1 223H0V226H2L1 225ZM6 223V222H5ZM77 223V222H76ZM81 223V222H80ZM126 223H127V221H126ZM189 223V222H188ZM191 223V222H190ZM195 223V222H194ZM7 224V223H6ZM68 224V223H67ZM97 224V223H96ZM176 225V224H178V225H176L177 226V230H175L176 231V233L173 231L174 229H170L169 227V225ZM193 224V223H192ZM209 224V223H208ZM95 225V224H94ZM99 225V224H98ZM104 225V224H103ZM124 225V224H123ZM122 225V228L124 227ZM126 225V224H125ZM195 225V224H194ZM193 225V226H194ZM210 225V224H209ZM66 226H68V225H66ZM74 226V230H75V228H76V230L74 231L73 230V235H72V239L75 241L77 238H78V240H79V236H81V233H80V227L78 228L75 224L73 225ZM84 226H86V225H84ZM120 226V225H119ZM169 226V227H168ZM178 226H180V227H178ZM216 226V225H215ZM214 226V227H215ZM5 227V226H4ZM103 227H105V226H103ZM174 227V226H173ZM196 227V226H195ZM1 228V227H0ZM2 228H3V226H2ZM36 228H40V231L39 232H37V230H36ZM82 228V227H81ZM84 228V227H83ZM115 228V227H114ZM194 228V227H193ZM6 230H8L7 228H5ZM188 229V230H187ZM197 229H199V228H197ZM2 231L4 230V229H1ZM5 230V231H6ZM90 230V229H89ZM180 230L182 231V232H180ZM196 230V229H195ZM70 232H71V230H69ZM104 231V232H105ZM204 231V230H203ZM1 232V231H0ZM4 232V231H3ZM11 232V233H10ZM178 232V233H177ZM179 232H180V234L181 233H185L186 234V236L185 237H187L188 236V234L190 235V239L188 238V240L186 239H182L181 237H183L184 235H182L181 237L179 236ZM208 232V231H207ZM36 233H40V235H41V240L39 239V238H37L36 237ZM90 233H92V231L90 232ZM103 233V232H102ZM122 233V234H123ZM205 233V232H204ZM69 234V233H68ZM99 234V233H98ZM101 234V233H100ZM99 234V235H100ZM112 234V235H111ZM137 234H142V235H144V237H146V238H151L149 241V243H150V245L151 246H153V248L155 249V251L156 250H158V252H155V253H151L150 254V252H146L145 250L144 251H142L139 247H141L140 245H139V247H137V245H138V243H137V245L135 244V242H137V241H130V239L131 238H133V240L134 239H137L136 238V236H137ZM92 235V234H91ZM94 235V234H93ZM225 235H226V233H225ZM66 236H67V234H66ZM211 236V235H210ZM223 236V235H222ZM37 238V240H35L36 238ZM70 237V236H69ZM68 237V238H69ZM93 237V236H92ZM102 237V238H101ZM135 237V238H134ZM143 237V236H142ZM185 237H183V238H185ZM189 237V236H188ZM202 237V236H201ZM83 238V237H82ZM119 238V237H118ZM195 238V237H194ZM228 239H229V237H227ZM39 239V240H38ZM52 239V240H51ZM90 239V238H89ZM143 239H145V238H143ZM227 239V240H228ZM232 239V238H231ZM262 239V240H263ZM43 240V241H42ZM132 240V239H131ZM140 240H142L141 239V235H140ZM206 240V239H205ZM208 240V239H207ZM70 242L72 241V240H69ZM80 241H82V240H80ZM146 241H147V239H146ZM194 241V240H193ZM199 241V240H198ZM197 241V242H198ZM230 241V240H229ZM38 242V243H37ZM86 242V241H85ZM88 242V241H87ZM87 242H86V244H87ZM90 242V241H89ZM138 242H140V241H138ZM143 242V241H142ZM226 242V241H225ZM263 242H264V240H263ZM37 243V244H36ZM55 243H57V242H55ZM76 243V242H75ZM81 243V242H80ZM111 243H115L114 245L112 244V246H113V248L115 247V245H117L118 247L116 248V249H112V247H111V249H109L110 248V246H111ZM149 243H147V244H149ZM218 243V242H217ZM234 243V242H233ZM129 244H130V246H129ZM231 244V243H230ZM236 244V243H235ZM238 244V243H237ZM240 244V243H239ZM42 245V244H41ZM204 245V244H203ZM243 245V244H242ZM52 246V245H51ZM53 246H60L59 244L58 245H53ZM73 246V245H72ZM76 246V245H75ZM78 246V245H77ZM80 246V245H79ZM78 246V247H79ZM88 246V245H87ZM190 246V245H189ZM195 246V245H194ZM224 246V245H223ZM46 247V246H45ZM48 247H50V245L48 246ZM56 247V249H58ZM63 247H64V245H63ZM62 247V248H63ZM66 247L67 246H65L64 248V250L66 251L67 249H66ZM78 247H76V248H78ZM182 247H184L183 249H182ZM238 247V246H237ZM19 248H23V250L22 251H20V250H17V249H19ZM36 248V249H35ZM40 248V247H39ZM67 248H69V247H67ZM145 248V247H144ZM186 248H188V247H186ZM191 248H192V246H191ZM191 248H190V250H191ZM195 248H196V246H195ZM194 247H193V249H195ZM219 248V247H218ZM235 248V247H234ZM25 249V250H24ZM44 249H47L46 250V252L48 251V248H44ZM53 249H54V247H53ZM75 249V248H74ZM73 249V250H74ZM108 249V250H107ZM181 249V250H180ZM198 248H196V250H197ZM220 249V248H219ZM218 249V250H219ZM242 249V248H241ZM38 250V249H37ZM42 251H40V249L38 250V251H40V252H44L43 254H46L47 255V253L45 252V251H43V249H41ZM61 250V252H62V249H60ZM60 250H59V253H60ZM70 250V249H69ZM72 250V249H71ZM70 250V252H72ZM85 250V249H84ZM152 250V249H151ZM183 250V251H182ZM202 250V249H201ZM215 250H216V248H215ZM233 250V249H232ZM37 251V252H38ZM54 251V250H53ZM58 251V250H57ZM75 251V250H74ZM77 251V250H76ZM86 251V250H85ZM154 251V250H153ZM152 251V252H153ZM180 251H182V253L180 252ZM199 250H197L196 251V254H198L197 252H198ZM203 251V250H202ZM202 251H200L199 253H201ZM210 251V250H209ZM221 251V250H220ZM40 252H38V253H40ZM51 253H54V252H52V251H50ZM68 252V251H67ZM66 252V253H67ZM80 252V251H79ZM79 252H77L78 254H79ZM225 252V251H224ZM231 252V251H230ZM34 253V252H33ZM38 253L37 254H35L34 253V255H36V256H38ZM64 253V252H63ZM206 253V252H205ZM204 253V254H205ZM16 254V255H17ZM41 254V253H40ZM39 254V255H40ZM69 254V253H68ZM67 254V255H68ZM71 254H75L74 252L73 253H71ZM85 254H87L86 252H85ZM93 254V253H92ZM212 254V253H211ZM82 255H84V254H82ZM87 255H89V254H87ZM86 255V256H87ZM198 255H202V254H198ZM35 256V257H36ZM47 256H50V255H47ZM59 256V258L61 259V258H63V257H60L61 255H58ZM64 256V255H63ZM80 256V255H79ZM205 256V255H204ZM224 256V255H223ZM16 257V256H15ZM41 257V256H40ZM52 257V256H51ZM50 257V258H51ZM55 257V256H54ZM65 257V256H64ZM191 257V256H190ZM209 257H210V254H209ZM228 257V256H227ZM38 258V257H37ZM53 258V257H52ZM68 258V257H67ZM81 258V257H80ZM39 259H41V258H39ZM58 259V258H57ZM64 259H66V258H64ZM73 259V258H72ZM78 259V258H77ZM91 259V258H90ZM94 259V258H93ZM190 259V258H189ZM193 259V258H192ZM199 259V258H198ZM207 259H208V261H209V259L210 258H208L207 257ZM53 260V259H52ZM74 260V259H73ZM154 260V262L152 263V261ZM197 260V259H196ZM205 260H206V258H205ZM221 260V259H220ZM39 261H41V260H39ZM48 261H50V260H48ZM55 263L58 261H55V260H53ZM60 261H62V260H60ZM67 261V260H66ZM75 261V260H74ZM198 261V260H197ZM200 261V260H199ZM203 262H202V264H204L206 261H204V260H202ZM213 261V260H212ZM211 261V262H212ZM64 262V261H63ZM68 262H70V261H68ZM80 262V261H79ZM83 262V261H82ZM85 262V261H84ZM114 262H116V263H114ZM194 262H191L192 264H194ZM210 262V261H209ZM209 262H206L207 264H209ZM219 262V261H218ZM34 263H36L35 262V260H34ZM54 263V264H55ZM60 263V262H59ZM74 263V262H73ZM146 262H144V264H145ZM199 263V262H198ZM228 263V262H227ZM42 264V263H41ZM45 264V263H44ZM50 264V263H49ZM58 264V263H57ZM87 264V263H86ZM199 264H201V263H199ZM211 264V263H210ZM213 264V263H212ZM215 264H216V262H215ZM221 264H223V263H221Z\"/></svg>", "mask_w": 264, "mask_h": 264}, {"label": "built area", "instance_id": "2783aa9c", "mask_svg": "<svg viewBox=\"0 0 264 264\" xmlns=\"http://www.w3.org/2000/svg\"><path fill=\"white\" fill-rule=\"evenodd\" d=\"M60 46L67 51L73 73L97 110L113 101L124 119L146 111V81L137 52L121 40L111 22L106 28L93 11L104 8L102 0H42ZM106 12V11H105ZM96 113V112H94Z\"/></svg>", "mask_w": 264, "mask_h": 264}, {"label": "water", "instance_id": "95a60500", "mask_svg": "<svg viewBox=\"0 0 264 264\" xmlns=\"http://www.w3.org/2000/svg\"><path fill=\"white\" fill-rule=\"evenodd\" d=\"M166 10L184 44L212 115L244 184L251 204L264 230V194L253 172L245 147L222 98L219 87L200 47L190 20L180 0H164ZM94 17L104 27H110L103 8L94 10ZM132 40L126 43L131 44Z\"/></svg>", "mask_w": 264, "mask_h": 264}]
</instances>
